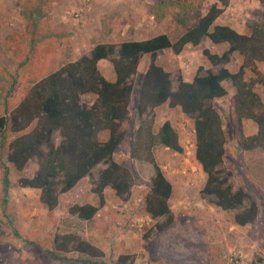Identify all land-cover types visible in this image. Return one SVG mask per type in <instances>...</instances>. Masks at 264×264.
I'll return each instance as SVG.
<instances>
[{
    "label": "trees",
    "instance_id": "16d2710c",
    "mask_svg": "<svg viewBox=\"0 0 264 264\" xmlns=\"http://www.w3.org/2000/svg\"><path fill=\"white\" fill-rule=\"evenodd\" d=\"M203 14L204 0H156L146 5V14L153 18L161 34L144 41H133L131 31L119 43L107 39L121 22L117 8L103 15L100 33L91 50L76 60L71 51L51 72L32 83L15 108L10 107L13 89L30 77L29 65L40 63L41 53L36 43L40 36L50 35L49 16L42 0H24L20 15L26 26L24 34H13L0 40V49L15 46L12 70L0 63V191L3 206L12 189H32L40 192L39 202L52 212L59 197L70 192L83 178H92V170L99 165L92 183V193L98 206L73 204L68 213L86 223L88 230L95 225V214L105 203L104 192L110 189L120 200H126L134 183L132 173L117 163L113 154L124 140L122 124L128 119L133 94L137 91L135 158L149 163L154 170L151 187L144 197L143 211L156 221L153 232L158 237L174 223L170 200L171 182L155 160V152L167 149L182 154L178 134L170 121L155 129L154 111L164 105L179 109L193 123L195 160L206 176L200 192L202 199L223 212H234V223L244 227L255 221L257 203L242 189L230 183L231 172L223 169L226 136L222 119L212 106L215 99L226 96V83L234 89L232 97L235 120L240 132V148L264 153V101L256 91L264 92V74L257 64H264V13L261 20H248L247 34H239L229 26L216 23L230 0H218ZM264 8V0H257ZM39 18L43 29H40ZM0 20L1 16H0ZM204 39L214 45H228L221 55L202 50V56L214 71L197 67L193 80L185 82L179 75L157 64V54L170 49L179 55L190 45L199 46ZM25 44V47L23 46ZM241 59L236 72L227 66L234 56ZM148 63L136 81L141 60ZM108 61L115 76L113 82L102 75L98 63ZM250 74V77H248ZM175 80V85L174 81ZM87 97L94 98L86 101ZM256 127L252 136L241 134L243 122ZM106 134V139L103 135ZM59 138L58 143L53 140ZM36 162L32 176L25 175L29 162ZM12 165L18 178L12 181ZM245 202L247 204L245 205ZM19 236L16 230L13 231ZM151 233V232H150ZM146 233L144 238H148ZM0 234H2L0 227ZM47 256L63 263L78 264H134V256L121 253L114 263L92 243L74 234L55 235L50 247L41 248ZM256 257L250 264H262Z\"/></svg>",
    "mask_w": 264,
    "mask_h": 264
},
{
    "label": "rangeland",
    "instance_id": "374dc122",
    "mask_svg": "<svg viewBox=\"0 0 264 264\" xmlns=\"http://www.w3.org/2000/svg\"><path fill=\"white\" fill-rule=\"evenodd\" d=\"M24 0H0V40L13 34H24L26 23L20 15V4ZM156 0H42V7L50 20L52 33L40 36L36 43L40 50V63L29 65L30 77L23 79L13 89L10 107L15 108L23 99L32 83L45 76L58 66L66 51H71L74 60L92 48L100 33V21L103 15L117 8L121 22L107 39L108 43H119L131 31L133 36L137 20H147L159 30L152 17L146 14V5ZM257 0H232V10L218 20L246 31L248 20H261L264 13ZM218 0H204L200 4L203 14L207 13ZM143 8V9H142ZM135 17H130L129 11ZM150 18V19H149ZM40 29H43L39 18ZM160 31V30H159ZM25 47V44H23ZM221 53L223 48L212 46L208 39L197 46H186L181 54L169 58L161 56L162 68L168 65L169 72L180 77L196 69L201 64L205 70L214 68L202 56V50ZM0 49V63L12 70L15 46ZM148 58L144 57L138 69L136 81L146 69ZM168 63V64H167ZM241 59L235 55L227 66L230 72H236ZM105 64H100L104 73ZM264 74V64H257ZM165 69V70H167ZM167 70V71H168ZM250 77V74H248ZM174 85H175V80ZM226 96L215 99L212 106L222 119L226 136L223 169L231 172L230 183L234 188H242L258 205L255 221L244 227L234 223V212H223L208 205L201 197L206 176L195 160V135L193 123L179 109H169L166 105L156 109L155 129L165 121H170L178 134L183 153L157 150L155 160L165 177L171 182L173 196L170 200L174 223L170 229L154 237L153 227L156 221L142 213L144 197L151 187L154 176L153 167L135 158L136 131L139 127L137 115V91L133 94L128 119L122 124L124 140L113 154L114 160L126 167L134 177L129 197L120 200L110 189L104 192L105 203L95 214V225L88 230L84 221L68 213L73 204H91L98 206V198L92 193L93 182L99 165L92 170V178H83L70 192L59 197V203L52 212L39 202L40 192L32 189H12L8 192L7 203L2 204L0 191V264H63L45 254L41 248L50 247L55 235L74 234L101 249L114 263L121 253L134 256V264H250L261 257L264 264V153L260 150L242 151L239 145L240 132L235 120L232 97L234 89L228 83L224 85ZM264 101V92L256 87ZM92 98L87 97L88 102ZM241 134L245 137L256 132L255 125L243 122ZM107 135H103L106 139ZM53 140L58 143L59 138ZM10 178L15 181L18 174L12 165ZM37 168L36 162L27 164L25 175L30 177ZM247 202H245V205ZM14 230L19 234L14 235ZM151 232V233H150ZM150 233L148 238H144ZM78 264V263H68Z\"/></svg>",
    "mask_w": 264,
    "mask_h": 264
},
{
    "label": "crops",
    "instance_id": "0c3cea01",
    "mask_svg": "<svg viewBox=\"0 0 264 264\" xmlns=\"http://www.w3.org/2000/svg\"><path fill=\"white\" fill-rule=\"evenodd\" d=\"M231 1L232 0H230V5H231ZM258 3V2H257ZM143 9V8H142ZM227 10V9H226ZM226 10H225V12H226ZM224 12V13H225ZM129 15H130V17H135V15H134V12H131V9H130V11H129ZM150 19V18H149ZM137 24H136V26L134 27V33H133V36H132V39H133V41H144V40H148V39H150V38H152V37H155V36H158V35H160L161 34V32L159 31V30H156V28L154 27V29H153V26H151V23L150 22H148L147 20H144V21H139V20H137V22H136ZM216 23L217 24H220V25H223V26H229L230 28H232V29H234V27L233 26H231V25H228V24H226V23H220L219 22V20H216ZM243 29V28H242ZM242 29H238V30H235L237 33H239V34H247V31H245V30H242ZM203 42V41H202ZM210 42V41H209ZM111 43V42H110ZM211 43V42H210ZM211 45L212 46H220V48H223L222 50V52L221 53H215V54H217V55H221V54H223L227 49H228V45H226V44H224V45H214L213 43H211ZM205 48L206 49H208V47L207 46H205ZM91 50V48L87 51V52H85L84 54H87L89 51ZM84 54H82V55H84ZM81 55V56H82ZM170 55L172 56L173 55V52L170 50V49H166V50H163V51H160L158 54H157V64L159 65V66H162V64H161V59H160V57L161 56H163V57H167V58H169L170 57ZM175 55V54H174ZM80 56V57H81ZM175 56H177V55H175ZM79 58V57H78ZM78 58H76V59H78ZM76 59H74V60H76ZM166 62H167V60H166ZM166 62H165V69H167L168 68V65H166ZM100 64H105V67H104V73H102V75L104 76V78L105 79H107L108 81H110V82H113L114 80H115V76H114V73H113V70H112V66H111V64L108 62V61H105V60H102V61H100L99 63H98V66L100 65ZM168 64V63H167ZM202 65L203 64H201L200 66L202 67ZM204 68V67H203ZM100 69V68H99ZM197 69V68H196ZM196 69H193L192 70V73H191V70L187 73V75L186 76H181V78L185 81V82H188V83H190L192 80H193V78H194V75H195V71H196ZM205 69V68H204ZM168 70V69H167ZM101 71V70H100ZM168 71H170V70H168ZM227 91V90H226ZM93 99L94 98H92L91 99V101H93Z\"/></svg>",
    "mask_w": 264,
    "mask_h": 264
},
{
    "label": "built area",
    "instance_id": "2783aa9c",
    "mask_svg": "<svg viewBox=\"0 0 264 264\" xmlns=\"http://www.w3.org/2000/svg\"><path fill=\"white\" fill-rule=\"evenodd\" d=\"M226 9H227V10H226ZM226 9H225V10H226V12H228V11L232 10V8H231V5L229 4V5H228V7H227ZM225 10H224V12H225ZM224 12H223V13H222V14L219 16V18H220V17H221L223 14H225V13H226V12H225V13H224ZM219 18H218V19H219ZM218 19H217V20H218Z\"/></svg>",
    "mask_w": 264,
    "mask_h": 264
}]
</instances>
